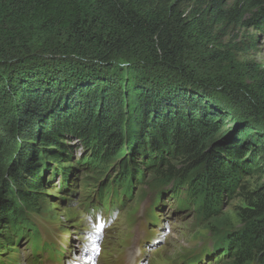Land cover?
<instances>
[{"label":"trees","instance_id":"1","mask_svg":"<svg viewBox=\"0 0 264 264\" xmlns=\"http://www.w3.org/2000/svg\"><path fill=\"white\" fill-rule=\"evenodd\" d=\"M229 1L0 0V98L14 103L11 109L5 107L2 118L6 116L12 133L21 128L31 142L15 166L4 174L0 167V226L8 230L6 239H11L10 232L22 231L33 243L32 264L37 263L40 238L35 227L30 233L23 230L29 226L25 216L44 193L45 156L59 164L69 158L71 147L64 142L69 138L89 150L78 165L102 172L109 162H117V175L112 182H101L104 198L100 193L89 203L91 212L103 205L101 214L111 213L117 193L127 196V183L134 174L143 175L134 158L142 156L156 174L154 185L166 186L179 207H193L205 219L217 216L224 197L244 193L247 207L239 214L241 226L226 232L223 240L231 248L230 264H264V184L247 189V179L242 180L263 171L262 156L246 143L252 137L236 115L230 131H220L225 115L211 101L210 85H203L197 95L188 94L184 87L195 81L180 60L188 42L214 43L213 29L225 21L264 33V0H236L228 7ZM37 32L66 35V43L46 52L73 58L84 73L29 63ZM146 39L149 54L141 57L145 65L129 72L128 89L118 90L116 84L125 81L97 72L114 55ZM147 66L165 67L185 83L167 80L166 86H177L167 88L151 73L142 81L138 76ZM83 74L87 77L82 79ZM221 87L223 92L231 89L235 104L261 117L256 124L264 127V99L255 89L229 81ZM9 141L0 139V151ZM259 149L264 152V146ZM163 156L169 159L162 167ZM174 160L181 163L171 165ZM56 254L52 248L49 258Z\"/></svg>","mask_w":264,"mask_h":264},{"label":"rangeland","instance_id":"2","mask_svg":"<svg viewBox=\"0 0 264 264\" xmlns=\"http://www.w3.org/2000/svg\"><path fill=\"white\" fill-rule=\"evenodd\" d=\"M235 1L230 0L228 7L233 6ZM212 34L216 38L214 43L190 41L184 49L180 57L181 64L192 75L195 83L189 82L182 87L189 91V95H197L203 85H210L211 101L225 115V126L220 131H230L236 115L252 137L247 138L246 143L252 145V149H256L264 161V152L259 151L264 146V127L256 124L261 117H254L248 108L235 104L231 89L225 92L221 90L227 81L243 83L249 89H255L254 92L264 99V33L234 21H225L214 27ZM34 35L30 43L32 60L29 63L39 65L44 62L50 65L48 69L69 71L65 73L77 71L80 75L84 73L81 64H73V58L46 52L50 47L66 43V35L40 32ZM148 43L146 39L131 45L123 53L114 55L110 65L105 63L100 67L94 64L100 67L97 72L115 81H125L116 84L118 90L128 89L132 85L128 83L129 72L145 65L141 57L149 54ZM215 52L221 55L215 57ZM141 70L144 72L138 78L142 81V76L151 73L154 78L163 80L167 88L177 87L173 84L166 86L167 80L185 83L184 79L162 66H147ZM85 77L86 74H83L81 78ZM207 98L209 96L205 98L206 101ZM13 105L5 98H0V139L10 137V141L0 151L3 174L16 165L24 150L31 145L28 144L31 142L26 132L20 128L12 133L6 116L2 118L5 107L11 109ZM64 142L71 147V156L61 159L60 164L52 157L45 156L48 167L43 174L44 193L38 200L37 208L25 216L29 226L23 230L30 233L29 229L35 227L38 230L36 235L40 238L41 249L36 250V264H73L72 257L79 260L80 264H121L131 259H141L142 264H230L233 259L230 256L231 248L229 246L227 249L228 243L223 240V236L241 226L239 214L247 207L244 193L231 198L224 197L217 216L205 219L193 207H179L166 186H155L156 174L152 165L142 156H134L142 177L134 174L136 177L125 187V190L129 187L127 196L122 198L118 192L117 206L110 214H105L103 226L96 227L88 205L93 200L97 201L100 193L101 198H104L101 182L113 181L118 173L117 162H109L102 172H96L86 165H78L81 155L89 153L79 140L69 138ZM28 153L31 156V151ZM167 159L163 156L162 167ZM174 163L181 162L170 161L171 165ZM263 163L261 160L260 165ZM68 166L69 169H65ZM262 169L261 172L243 176L242 180L247 179V189L264 184V165ZM113 187L118 191L121 189L120 184H113ZM151 215L155 217L154 220ZM6 231L0 226V240L3 242L0 245V264H32L33 243H28L22 231L10 232L11 239H6ZM52 248L57 258H49Z\"/></svg>","mask_w":264,"mask_h":264},{"label":"bare ground","instance_id":"3","mask_svg":"<svg viewBox=\"0 0 264 264\" xmlns=\"http://www.w3.org/2000/svg\"><path fill=\"white\" fill-rule=\"evenodd\" d=\"M119 200V199H118ZM94 201V200H93ZM119 202V201H118ZM103 215V214H102ZM37 227V226H36ZM95 227V226H94ZM37 230V229H36ZM34 237V236H33ZM35 237H37V236H35ZM32 239V238H31ZM36 241V240H35ZM38 241V240H37ZM29 243V242H28ZM30 244V243H29ZM39 244V243H38ZM44 245H46V244H44ZM48 246V245H47ZM50 251V250H49ZM58 252V251H57ZM31 253V252H30ZM37 253V252H36ZM42 253V252H41ZM35 254V253H34ZM35 264V263H34Z\"/></svg>","mask_w":264,"mask_h":264}]
</instances>
